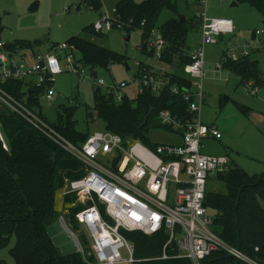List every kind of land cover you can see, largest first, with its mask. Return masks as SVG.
<instances>
[{"label":"built area","instance_id":"obj_1","mask_svg":"<svg viewBox=\"0 0 264 264\" xmlns=\"http://www.w3.org/2000/svg\"><path fill=\"white\" fill-rule=\"evenodd\" d=\"M206 1L198 0L201 4L198 13L201 39L188 52L189 62L183 67L187 84L169 85L170 72L159 74L152 69L150 58L156 62L163 61L167 45L157 27L146 32L150 58L137 63L138 71L132 78L137 94L148 88L157 95L169 85L170 92L187 105V119L178 117L169 109L160 110L156 116L161 126L179 137L178 144L156 143L149 147L138 138L109 130L93 131L82 144H73L32 107L3 89L2 84L35 77L34 88H42L45 99L51 100L55 93L54 78L61 72V59L65 60L68 69L83 73V69L78 68L81 63L74 57L75 45L64 41L51 44L44 53H24L6 50L5 43L0 40V106L21 116L68 151L85 170L81 177L66 180L61 188L62 195L75 194L81 204L71 213L75 224L69 222L65 213H58L55 220L72 241L75 252L87 264H134L150 259L176 258H187L192 264H204L205 258L218 249L234 256V264H264V260L227 245L211 229V216L205 204L209 176L225 173L230 167L227 155L202 152L204 138L217 140L222 137L217 127L201 120L205 46L216 44L218 37L234 31L231 20L206 15ZM113 20L103 16L92 26L97 32L108 31L114 24ZM144 24L142 20L140 30ZM251 39L240 43L229 41L215 62L214 70L219 71L228 60L237 61L254 51L264 50V29L254 30ZM94 82L98 87L103 86V93L116 103L127 96L129 82L125 80L107 85L96 77ZM250 85L253 84L247 82L244 88L255 94L258 86L252 89ZM26 90H33V94L36 92L30 86ZM0 140L7 150L1 131ZM132 231L146 236L162 234L164 241L160 254L137 258L134 243L123 233Z\"/></svg>","mask_w":264,"mask_h":264},{"label":"trees","instance_id":"obj_2","mask_svg":"<svg viewBox=\"0 0 264 264\" xmlns=\"http://www.w3.org/2000/svg\"><path fill=\"white\" fill-rule=\"evenodd\" d=\"M85 1L92 9L100 8V0ZM183 1L188 2L145 0L141 4H135L131 0H121L114 14L116 24L128 29L140 28V22L144 20L145 24L141 29L144 41L149 28L159 27L167 44L163 61L175 67L169 85H185L188 82L183 72L184 65L189 62L187 49L183 47L186 21H180L183 13L179 10ZM238 1L251 3L264 24V0ZM164 11L168 15L158 25ZM81 32L89 38L73 35L66 40L79 51L81 64L94 69L95 66L105 67L117 58L110 49L94 43L92 37H101L104 32L95 31L92 25L83 27ZM21 47L32 49L29 44L21 42L16 47L5 44L8 51ZM141 47H145L144 42ZM223 68L231 70L241 80L251 78L259 86L264 84L259 74L258 61L250 59V56L237 61L228 60ZM169 85L164 86L157 95L144 88L134 99L125 96L120 103L114 102L97 89L94 93L93 111L105 130L138 138L149 147H154L156 143L150 141L147 128L149 125L163 127L156 118L160 110L169 109L182 119L189 117L187 105L170 92ZM2 87L26 105L32 107L35 104L34 94L28 95L23 81L9 80ZM25 95L26 101L23 100ZM92 114L88 112L87 116L92 119ZM71 116L72 110L65 114V120L59 117L58 124L52 126L73 144L80 145L89 134L78 132L71 122ZM146 117L148 124L140 129ZM0 131L7 146L5 150L0 140V246L9 247L15 264H87L75 251L61 253L48 232V227L58 214L57 196L65 181L79 178L85 171L81 162L5 106H0ZM217 177L223 189L212 191L207 188L205 191L211 229L227 245L264 260V171L250 176L237 165L230 164L229 169ZM65 201H70V198H65ZM76 210L77 207L70 208L72 213ZM123 233L134 243L137 258L160 254L164 241L162 234L146 236L135 231ZM11 237H14V241L10 245ZM235 261L234 256L218 249L205 258L204 264H234ZM134 264L192 263L187 258H176L150 259Z\"/></svg>","mask_w":264,"mask_h":264},{"label":"rangeland","instance_id":"obj_3","mask_svg":"<svg viewBox=\"0 0 264 264\" xmlns=\"http://www.w3.org/2000/svg\"><path fill=\"white\" fill-rule=\"evenodd\" d=\"M120 1L100 0V8L92 9L85 0H0L2 26L0 40L9 47H16L18 42L26 43L35 52L44 53L49 50L51 43L64 42L70 36L80 35L89 38L87 34L81 32L83 27L92 25L103 16L111 17L114 19L112 28L102 31L104 33L101 37L94 36L92 39L94 43L110 49L117 58L111 60L105 67L95 66L94 70L97 72V78L103 79L107 85L120 80L129 82L127 92L129 96H135L137 87L132 78L138 71L137 63L147 58L141 52L144 39L140 28L128 29L116 24L114 14ZM131 1L141 4L145 0ZM233 1L236 5H231ZM179 10L186 21L183 47L192 49L201 39V19L198 16L201 4L198 0L183 1ZM167 15L165 11L162 13L158 25ZM206 15L209 18L231 20L234 31L232 34L218 37L216 44L205 46L204 102L201 106V120L217 127L222 132V137L217 140L211 137L204 138L202 152L227 155L231 166L237 165L250 176L257 175L264 171V84L259 86L260 84L254 83L251 78L241 80L229 69L221 68L215 71L214 64L220 59L229 41L240 43L247 39L252 40V32L264 29V24L256 8L245 1L207 0ZM25 48L21 47L22 50ZM73 53L75 60H79V51L75 50ZM250 59L258 61L259 74L264 81V50L252 52ZM152 65L159 70V63ZM126 66L129 67L128 70ZM88 67L86 64H79L78 68H82L83 73H77L73 69H68L65 60L61 59V72L54 78L55 93L52 99L46 100L42 90L38 89L33 97L35 100L33 110L52 125L58 124L59 117L65 120V114L72 110L71 122L78 132L90 134L96 130H105L93 111L94 93L97 89L103 93L104 87L98 88ZM21 81L25 90L29 86L34 89L35 77H27ZM247 82L253 84L249 88L258 86L255 94L244 88ZM26 97L25 95L24 101ZM88 112L93 113L92 119L87 116ZM147 130L148 137L153 143L178 144L180 141L176 134L163 127L149 125ZM217 175V173L210 175L207 181V188L212 191L223 189ZM65 198H70V201L66 202ZM56 206L57 212L65 213L69 222L73 224L70 208L79 209L81 204L75 194L62 195L60 190ZM48 232L61 253L75 251L72 241L61 230L56 220L50 224ZM13 241L14 237H11L10 245ZM8 248L0 246V264H15Z\"/></svg>","mask_w":264,"mask_h":264},{"label":"crops","instance_id":"obj_4","mask_svg":"<svg viewBox=\"0 0 264 264\" xmlns=\"http://www.w3.org/2000/svg\"><path fill=\"white\" fill-rule=\"evenodd\" d=\"M144 45H145V47H141V52L144 54V57L145 58L149 59L150 58V54H148L149 53V49L146 47L147 46L146 45V41H144ZM190 50L191 49H187V54H188V52ZM14 51L15 52L19 51V52H24V53H38V52H35L33 49H29V48H25L23 50L20 48V49L14 50ZM149 62L151 64L152 69L154 71H156V72L163 71V72H170V73H172L175 70V67L173 65L167 63L166 61H161V62L157 61L156 62L154 60H151V58H150ZM153 63H159L160 64V68L158 67L159 70H156L153 67V65H152ZM136 95H137V92H135V96H131V95L129 96V93L127 92V97L130 98V99H134L136 97Z\"/></svg>","mask_w":264,"mask_h":264},{"label":"water","instance_id":"obj_5","mask_svg":"<svg viewBox=\"0 0 264 264\" xmlns=\"http://www.w3.org/2000/svg\"><path fill=\"white\" fill-rule=\"evenodd\" d=\"M231 5H236V2H231ZM185 20V17L183 15L180 16V21H184ZM2 30V26H1V23H0V32ZM126 39H128V36L126 37ZM127 67V70L129 69L128 66ZM88 70L90 72V75L93 79H95L97 77V72L96 70H94L92 67H88ZM33 90H28V94H30ZM148 124V121H147V117L145 118L144 122L140 125V129H143L144 127H146Z\"/></svg>","mask_w":264,"mask_h":264}]
</instances>
